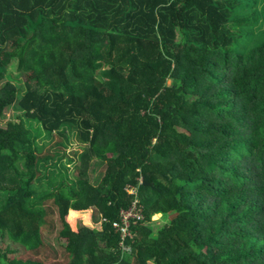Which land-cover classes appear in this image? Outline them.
I'll return each mask as SVG.
<instances>
[{"label": "trees", "instance_id": "obj_1", "mask_svg": "<svg viewBox=\"0 0 264 264\" xmlns=\"http://www.w3.org/2000/svg\"><path fill=\"white\" fill-rule=\"evenodd\" d=\"M8 108L0 240L36 260L0 264L42 250L51 264H264V0H0V119ZM27 119L78 131L75 179ZM135 199L122 249L112 223ZM91 206L98 231H74L69 212Z\"/></svg>", "mask_w": 264, "mask_h": 264}, {"label": "rangeland", "instance_id": "obj_2", "mask_svg": "<svg viewBox=\"0 0 264 264\" xmlns=\"http://www.w3.org/2000/svg\"><path fill=\"white\" fill-rule=\"evenodd\" d=\"M17 113L18 112L16 110L14 111L12 108L6 109L2 118L0 119V125H5V122L7 120H10V119L14 120L15 114ZM27 123H28L27 124L28 128H33L36 130L35 132V136L37 137L36 145L38 147V150L41 153L40 155L43 157H45L46 155L47 157L52 158L54 161H57L56 160L57 156H62L63 154H66L67 156L63 159L62 163L65 164L68 169L67 173H68L69 179L71 180L75 179L74 170H75V165L77 164L76 159H77V155L81 153V148L78 145L79 143L78 131L74 130L70 132L69 135L71 139L68 140L67 138L61 135L59 136L55 135L53 137L51 133L43 130L40 127V125L37 124L35 121H29L27 119ZM69 158L75 159L76 162L70 164L68 161ZM103 171H104V167L98 164L97 160H94L92 169L89 172L90 179L93 185L97 184L98 180L101 178L103 174ZM53 187H55V184H50L49 186H46V187H45V184H43L40 189L46 190V189H52ZM74 214L73 216H71L72 215V212H71L68 215V220L70 221L74 231H78V229L84 225L90 227L91 229H93V231H98L101 221L98 218V216L94 214L92 206L87 211H83L79 214L77 213L76 215ZM170 218H171V215H169L166 219L162 218L160 215H157L153 217V221L155 222V225L161 226L165 224L166 222H169ZM43 236H44V239L46 240V245L49 246L52 251L54 250V252L55 250H57L58 254L55 252V255L57 258H60V260H62L63 252L59 248V244L57 243V239H56L57 235L54 234V232H51L50 229H44ZM60 243L61 245H64L63 243H65V241L62 240ZM1 252L6 253L9 259H11V261L20 260V259L21 260H27V259L36 260L34 256L32 257L29 254H27L25 249L19 247V245L10 243L9 239L5 237H3L0 240V253ZM39 261H41L42 264H51L57 260H55V258L53 257V252L42 250L40 252Z\"/></svg>", "mask_w": 264, "mask_h": 264}, {"label": "built area", "instance_id": "obj_3", "mask_svg": "<svg viewBox=\"0 0 264 264\" xmlns=\"http://www.w3.org/2000/svg\"><path fill=\"white\" fill-rule=\"evenodd\" d=\"M129 193H134L130 190ZM143 220L142 206L139 204L138 200H133L131 205L127 209H121L119 212V218L117 221L112 223V228L114 232L120 238V247L125 248L124 242L126 239L131 237L130 226L135 225L137 222Z\"/></svg>", "mask_w": 264, "mask_h": 264}, {"label": "crops", "instance_id": "obj_4", "mask_svg": "<svg viewBox=\"0 0 264 264\" xmlns=\"http://www.w3.org/2000/svg\"><path fill=\"white\" fill-rule=\"evenodd\" d=\"M71 212H72V214H74V213H76V214H77V213H78V214L81 213V212H75V211H72V210H71L69 213H71ZM76 214H74V215H76Z\"/></svg>", "mask_w": 264, "mask_h": 264}]
</instances>
